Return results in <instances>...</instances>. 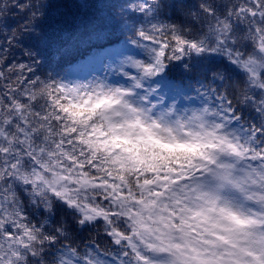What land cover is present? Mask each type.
Returning <instances> with one entry per match:
<instances>
[{
    "label": "clouds",
    "instance_id": "clouds-1",
    "mask_svg": "<svg viewBox=\"0 0 264 264\" xmlns=\"http://www.w3.org/2000/svg\"><path fill=\"white\" fill-rule=\"evenodd\" d=\"M227 2L206 0L205 4L223 7ZM201 24L204 27L188 34L206 39L202 53L218 52L230 60L227 53L235 47L247 59L249 52L243 49L250 40L245 34L234 28L232 36H223V47L214 51L216 34L208 32L203 18ZM232 40H236L235 45ZM251 53L255 56L251 70L264 72V55ZM139 73L131 88L97 81L74 88L76 94H69L68 106L78 113L72 127L87 141L96 173L127 190L128 194L119 198L117 209L127 217L124 223L140 237L165 247L175 264H264V159L252 150H264V143L256 140L252 144L255 133L233 127L227 104L160 117L147 104L133 101L134 89L141 87V81L158 75ZM40 81L65 87L54 81ZM246 90L238 88L235 99L242 102ZM222 96L229 100L227 95ZM261 118L264 121V116ZM234 119L238 121L239 117ZM36 160L38 170L31 164L19 170L16 184L30 205L49 213L56 201L76 209L68 203L76 195L69 193L94 187L98 178L91 168L85 173L75 159L57 152L50 143L37 153ZM174 178L184 182L177 184ZM158 188L167 194H158ZM6 191H0V195ZM17 207L22 210L15 192V200L8 199L4 205L7 214L0 213V233L11 223ZM78 223L84 224L81 219ZM40 231L38 228V234ZM47 238L42 232L35 256L19 249V256L16 251L7 253L4 264H36V260L56 264L55 258H42L44 245L50 242Z\"/></svg>",
    "mask_w": 264,
    "mask_h": 264
},
{
    "label": "trees",
    "instance_id": "trees-1",
    "mask_svg": "<svg viewBox=\"0 0 264 264\" xmlns=\"http://www.w3.org/2000/svg\"><path fill=\"white\" fill-rule=\"evenodd\" d=\"M8 2L10 6L6 10L0 9V50L9 47L7 42L13 39V32L16 35L6 63L28 65L31 72L25 70L26 78L64 85V78L68 77L71 68L87 55L114 50L125 64L127 58L136 61L130 52L142 55L146 50L148 58H151L153 46L141 40L142 44L146 43V49L141 52L139 33L149 32L153 25L172 26L184 34L201 29L204 27L201 24V4L206 3V0H159V3L155 0ZM25 5L28 7L22 9ZM219 10L222 14L223 7L220 6ZM33 11L37 13L34 19ZM193 13L201 18H193ZM233 26L241 34L246 32V26L234 19ZM157 36L159 38V34ZM162 39L168 40L169 37ZM243 50L249 53L253 51L251 41L245 44ZM165 64L162 70L164 87L160 94L171 91V98L181 102L180 106L187 105L188 111L205 106L203 100L216 107L221 103L217 96L227 95L233 101L229 106L234 110L230 111L233 127L248 133L253 129H264V121L257 111L262 99L261 91L249 88L246 72L235 66L225 55L211 51L202 54L192 52L178 61H165ZM137 75H140L138 70ZM9 82L7 78L0 80V91ZM11 82L14 83V80ZM238 88L247 89L253 100H236ZM235 116L239 117L238 121L234 119ZM256 140L264 143V136L257 135ZM14 189L21 199L27 223L35 224L50 241H55L44 245V260L55 258L56 264H94L99 254V262L111 258V264L122 263V249L106 234L103 219L80 225L78 221L82 217L77 209H69L66 204L56 201L49 213L43 208L30 205L19 184ZM36 264H40V261L36 260Z\"/></svg>",
    "mask_w": 264,
    "mask_h": 264
},
{
    "label": "snow or ice",
    "instance_id": "snow-or-ice-1",
    "mask_svg": "<svg viewBox=\"0 0 264 264\" xmlns=\"http://www.w3.org/2000/svg\"><path fill=\"white\" fill-rule=\"evenodd\" d=\"M9 6L8 0L0 3L2 10H6ZM26 7L28 5L22 6V9ZM219 8L220 6L215 4H201V14L208 32L216 34L217 37V48L214 51L223 47L225 34L233 35L234 19L246 26L244 34L251 41L253 53L264 55V0H228L223 6L222 14ZM142 10L147 9L142 8ZM36 15L37 13L33 11L32 18L34 19ZM193 16L198 20L201 18L195 13ZM11 35L13 39L7 42L9 47L0 50V80L7 78L10 81L5 83L4 90L0 91V186H2L0 191L7 190L4 195H0V213L4 215L7 214L4 208L7 200H15L14 186L17 183L15 174L27 168L29 164L33 169L38 170L37 153L47 149L49 143L57 152H63L75 159L76 164L83 168L85 173L91 168L92 174L98 176L94 161L88 156L87 141L72 127L77 122L78 113L72 112L68 106L69 94H76V89L56 87L39 79L26 78L25 70L31 72V69L24 63L7 64L16 33L13 32ZM139 36L141 40L153 46L151 63L145 65L141 61L131 62L134 68L144 72L145 75L158 74L163 70L165 61L169 59H180L185 54L192 52L200 54L206 50L205 38L184 34L172 26L153 25L149 32L141 31ZM165 36L169 39H162ZM231 43L235 45L236 40H232ZM227 55L233 64L246 70L250 86L264 93V75L253 72L250 67L255 56L249 53L246 59L245 55L235 47L229 50ZM12 80L14 83L11 82ZM136 86L140 87L139 82ZM242 97V102L253 100L247 90ZM217 100L221 101V104H227L228 107L231 105V101L223 96H218ZM257 109L260 115L264 116L262 110L264 96ZM229 111L234 110L229 107ZM251 132L255 133L251 137L252 144H255L257 135L264 136V129H253ZM252 150L257 153L258 158L264 159V150L256 147ZM174 182L179 184L184 181L174 178ZM80 191L84 193L82 196L79 195ZM156 192L167 194L163 188L156 189ZM74 194L76 198L68 200L70 206L79 211L82 223L103 219L107 228L106 234L112 238L117 247L122 249V264H175V260L165 247L140 237L132 227L124 223L127 217L117 209L119 198L127 195V190L116 187L115 183L106 176H98L94 187L78 189L75 193H69V196ZM0 219H3V215H0ZM37 229L27 223V217L17 207L11 223L6 224L0 233V264L8 260L7 253L16 251L19 256L20 253L17 251L19 249L35 256V245L42 235V231L38 234ZM8 264H11V261Z\"/></svg>",
    "mask_w": 264,
    "mask_h": 264
},
{
    "label": "rangeland",
    "instance_id": "rangeland-1",
    "mask_svg": "<svg viewBox=\"0 0 264 264\" xmlns=\"http://www.w3.org/2000/svg\"><path fill=\"white\" fill-rule=\"evenodd\" d=\"M130 55L132 57H136V61H141L145 65L151 63L149 61V58L147 56H145L144 54L142 56H140L138 54H133L132 52H130ZM235 66H237V65H235ZM237 67L239 69H241L242 71L246 72V70L242 69L241 67H239V66H237ZM130 68L132 69L133 72L135 71V68H133L132 65H130V66L125 65L122 62V57H120V56H118L117 58H111L109 61H105V63L100 62L97 59L92 57V58L88 59V61H86L80 68L78 67V69H76L75 71H72L68 75V77L64 78V86L70 87V88H78L82 85L90 84L93 82L105 81L110 85L121 86L124 88H130L128 84L131 81V79H129V82L125 85L126 79L129 78L128 75L130 72ZM259 74L264 75V72H260ZM124 78H126V79L124 80ZM162 88H163V84H159L157 87V91H159ZM134 92H135V90H134ZM164 95H165L164 98H163V96H161L162 98H160L163 100L158 102L155 95L153 94L151 96V100H153L155 102H151V105H149L153 109L154 113L159 115L160 117H168V115H169L167 113L161 112V109L163 107V103L169 97L167 92H165ZM261 96H262V94H261ZM139 97H141V96H138V97L136 96L133 99V101L137 104H139L138 103ZM140 104H142V103H140ZM180 114L181 113H179V114L172 113V115H177V116ZM98 255H97V257H98ZM97 257H96L94 264H104V263L109 264V261H106V260H102L99 262V259H97Z\"/></svg>",
    "mask_w": 264,
    "mask_h": 264
}]
</instances>
